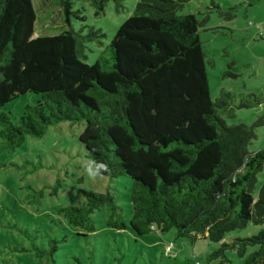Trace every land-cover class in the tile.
<instances>
[{
  "label": "trees",
  "instance_id": "16d2710c",
  "mask_svg": "<svg viewBox=\"0 0 264 264\" xmlns=\"http://www.w3.org/2000/svg\"><path fill=\"white\" fill-rule=\"evenodd\" d=\"M88 1L103 10L101 0ZM188 1L139 0L110 44L88 64L85 49L104 36L99 30L69 27L34 37L33 0H0V151H14L27 136L40 139L62 122H83L82 156L98 175L130 180L133 212L128 226L108 189L88 191L81 204L58 209L69 225L95 232L93 215L104 210L107 227L115 230L130 227L144 236L175 229L191 241L207 238L220 244L208 259L221 264L228 251L245 258L247 248L257 246L244 264H264V229L222 242L248 223L264 224V183L254 194L256 176L264 171V148L248 151L256 129L264 126V114L250 126L225 119L262 101L250 93L235 103L225 90L211 99L199 35L208 17L179 14ZM123 2L113 0L116 13ZM51 4L63 10L67 23L79 12H71V0ZM212 9L226 21L236 16L234 6L212 4ZM25 94L38 99L12 120L1 109ZM26 164L30 173L42 168ZM41 196L33 192L27 198L39 204ZM57 249L53 240L47 250L33 245L43 264H56Z\"/></svg>",
  "mask_w": 264,
  "mask_h": 264
},
{
  "label": "rangeland",
  "instance_id": "374dc122",
  "mask_svg": "<svg viewBox=\"0 0 264 264\" xmlns=\"http://www.w3.org/2000/svg\"><path fill=\"white\" fill-rule=\"evenodd\" d=\"M103 10L93 8L88 0H71L68 23L62 9L51 0H33L37 13L34 37L55 35L71 27L99 30L98 40L88 43L84 61L93 64L110 44L119 26L134 13L139 0H124L123 10L116 13L113 0H101ZM212 4L220 8L236 7V16L226 21L219 17ZM179 14H195L199 20L208 17L199 35L206 54V70L210 97L214 101L222 90L234 94L235 103L242 96L254 93L262 103L225 117L227 124L252 125L264 114V0H189ZM84 18V20L79 18ZM38 96L25 94L6 104L1 110L15 120L27 104ZM85 124L62 122L50 127L45 136H27L14 151H0V264H43L33 245L47 250L51 240L58 247L56 264H221V259L208 256L220 247L209 239L191 241L178 237L176 230L162 234L153 230L138 236L130 227L115 230L107 227L104 210L96 211L95 232L85 233L72 227L59 213L60 207L79 205L88 191L104 193L107 189L116 198L119 216L129 226L132 217L131 182L126 177L114 180L98 175L90 161L82 156L84 147L79 137ZM0 139V146H1ZM264 148V126L256 129V139L248 147L252 154ZM42 168L31 172L32 166ZM254 194L264 183V171L257 176ZM41 192L39 204L27 198ZM264 229L248 223L245 228L227 233L222 242L256 234ZM171 252L165 254V248ZM258 250L248 247L245 258ZM235 251L226 253L223 264H244Z\"/></svg>",
  "mask_w": 264,
  "mask_h": 264
},
{
  "label": "built area",
  "instance_id": "2783aa9c",
  "mask_svg": "<svg viewBox=\"0 0 264 264\" xmlns=\"http://www.w3.org/2000/svg\"><path fill=\"white\" fill-rule=\"evenodd\" d=\"M151 229H154V226H152ZM170 252H171V247H170V246H167V247L165 248V254H168V253H170ZM196 264H200V263L197 262Z\"/></svg>",
  "mask_w": 264,
  "mask_h": 264
}]
</instances>
